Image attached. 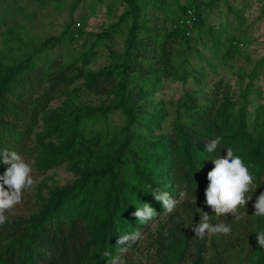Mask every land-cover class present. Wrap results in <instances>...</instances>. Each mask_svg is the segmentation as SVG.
<instances>
[{
	"label": "rangeland",
	"instance_id": "obj_1",
	"mask_svg": "<svg viewBox=\"0 0 264 264\" xmlns=\"http://www.w3.org/2000/svg\"><path fill=\"white\" fill-rule=\"evenodd\" d=\"M133 2L134 10L129 0H0V75L25 65L17 95L37 98L47 88L53 95L23 157L34 183L5 223L42 213L77 218L93 237L92 257L99 247L114 250L99 264H264L256 235L244 237L233 214H215L205 195L181 199L169 176L185 150L203 157L217 136L239 140L238 122L250 143L264 145V0ZM187 8L189 22H181ZM100 69L108 72L88 77ZM117 89L123 105H116ZM118 146L125 162L112 173L125 207L135 212L147 203L152 168L177 200L173 212L162 205L135 231L140 237L123 245L118 238L137 218L123 213L114 224L102 222L105 184L90 183L88 174L104 178L103 164ZM202 210L230 233L195 237Z\"/></svg>",
	"mask_w": 264,
	"mask_h": 264
},
{
	"label": "trees",
	"instance_id": "obj_2",
	"mask_svg": "<svg viewBox=\"0 0 264 264\" xmlns=\"http://www.w3.org/2000/svg\"><path fill=\"white\" fill-rule=\"evenodd\" d=\"M129 3L134 10L136 6L133 0H129ZM23 68L25 65H20L0 75V150L16 151L22 158L31 151L28 141L37 115L53 97L51 88L44 90L37 98L17 95V77ZM107 72L105 69H100L89 73L88 77L94 79ZM116 96V105H123L120 89L116 90ZM236 128L240 129L239 140L221 143L220 149L216 153L205 152L202 157L201 153L190 149L185 150L181 156H176L169 176L171 186L177 190L182 189L183 194L203 196L210 183L207 174L214 168V159L217 155L225 157L227 155L226 147H231L234 154L242 158L250 173L254 175L253 187L255 184H261L253 193L250 191L246 194L252 195L251 200L245 206H240L237 213L232 215L233 220L242 225L243 236L247 238L254 236L255 230L259 226H264V216H254L256 210L253 207L257 197L261 192H264V182L261 179V174L264 172V145L250 143V135L239 122L236 124ZM121 152L122 148L118 146L113 157L103 164V169L106 170L104 178L96 177L91 171L88 173L90 183L105 184V193L99 200L98 208L100 220L105 224H114L123 213L132 215L134 212L132 206L125 207L119 199L112 173L115 163L123 164L125 162V159L120 157ZM8 167L10 165H6L0 160V176L4 175ZM136 176L142 177L138 173ZM145 180L148 181L147 203L157 211L162 206V202L156 201L151 191L158 189L169 192L170 189L166 185L158 183L155 168L148 171ZM5 188L7 189V186ZM74 190H76L74 186L63 188V191L67 193ZM143 224L138 218L134 219L125 226L122 236L135 232ZM92 242L93 237L90 231L79 219H52L46 213H42L32 216L27 223L8 222L0 225V264H99L100 257L104 252L99 247L98 252L92 257L90 255ZM112 252L114 250L110 251V253Z\"/></svg>",
	"mask_w": 264,
	"mask_h": 264
},
{
	"label": "clouds",
	"instance_id": "obj_3",
	"mask_svg": "<svg viewBox=\"0 0 264 264\" xmlns=\"http://www.w3.org/2000/svg\"><path fill=\"white\" fill-rule=\"evenodd\" d=\"M221 143L222 138L220 136L215 137L206 144V152L216 153L220 149ZM226 150L227 155L225 157L216 156L213 161L214 168L207 174L210 183L205 190L206 204L217 215L237 213L238 208L245 206L252 198V195L246 194L250 191L253 193L261 185L255 184L253 187L254 175L250 173L242 158L235 155L231 147H226ZM0 160L6 165H10L4 175L0 176V180H2L0 183V225H3L8 219L5 213L21 202L22 190L31 187L34 181L30 175L32 171L30 165L16 151L0 150ZM195 190L196 184L194 185V192ZM151 194L156 201L162 202L167 213L173 212L177 200H173L169 192L155 189L151 191ZM183 196L184 194L181 193L180 198L182 199ZM253 207L256 210L254 216H264V192H261L257 197ZM202 213L197 224L189 225L192 226L195 237L203 239L206 234L230 233V225L224 222L213 224L210 222V215L203 210ZM133 215L141 223H145L154 218L157 212L149 203L145 202L142 207L137 208ZM255 235L258 246L264 248V232ZM139 237L138 231L133 232L119 237L117 243L123 245L129 241L135 242ZM104 255L109 256L110 253L105 252ZM108 264H124V262L119 258H114L109 260Z\"/></svg>",
	"mask_w": 264,
	"mask_h": 264
},
{
	"label": "built area",
	"instance_id": "obj_4",
	"mask_svg": "<svg viewBox=\"0 0 264 264\" xmlns=\"http://www.w3.org/2000/svg\"><path fill=\"white\" fill-rule=\"evenodd\" d=\"M191 11H190V9H186L185 11H184V14L182 15V19H180V21L182 22V21H184V22H189L188 21V18L191 16Z\"/></svg>",
	"mask_w": 264,
	"mask_h": 264
}]
</instances>
